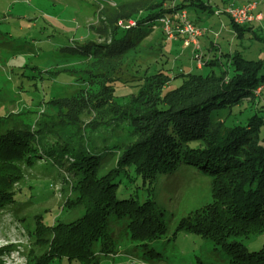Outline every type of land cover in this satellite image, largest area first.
I'll return each mask as SVG.
<instances>
[{"label":"trees","instance_id":"trees-1","mask_svg":"<svg viewBox=\"0 0 264 264\" xmlns=\"http://www.w3.org/2000/svg\"><path fill=\"white\" fill-rule=\"evenodd\" d=\"M168 1L172 0H138L120 5L122 8L114 9L110 26L100 30L105 36L114 28L108 45L86 43L74 46L72 52L90 59L83 61L85 64L116 63L154 32L162 16L187 7L214 13L203 0H183L173 9L164 7ZM139 6L145 7L146 16L135 27L118 33L120 29L113 24L130 18ZM103 15L107 20L104 11ZM230 23L237 37L253 34L252 28H246L249 25L241 27L231 19ZM221 57L205 62L211 68L209 73L176 77L183 79L178 88L167 89L173 78L163 66L159 72H148L140 78L143 84L136 95L123 101L112 94L113 112H122L130 121L134 133L126 132V136H133L135 141L123 150L116 167L104 175H99L103 152L114 154L115 150L104 147L98 152L85 136L82 118L99 103L81 98L84 89L72 97L49 101L50 114L33 126L9 123V117H0V213L19 207L20 194L13 188L23 179L25 168H33L40 160H49L53 167L66 172L65 182L70 181L74 199H68L63 211L69 215L77 212L75 219L63 222L62 216L53 225L45 222L46 216L35 217L33 243L40 247L41 254L29 264H58L63 260L99 264L98 255H117L120 245L116 225L128 243L149 246L169 230L163 218L165 212L156 199L158 178L183 165L195 167L211 178L212 202L180 219L176 232L209 240L225 253V264H264V242L259 250L250 247L264 236V118L255 115L245 125L228 124L231 116L237 115L235 108L246 100L258 102L259 89L264 87V61L228 54V61L222 65ZM217 67H222L219 73ZM83 73L94 77L90 70ZM70 76L74 78L75 74ZM98 81H105L107 92H115L114 78L98 76ZM152 86L159 87L157 95H149ZM133 103L142 106L136 113L131 112ZM104 105L95 111L104 113ZM118 178L139 179L140 184L142 181L144 199L120 196ZM252 237L256 240L247 244L235 240ZM4 252L1 249L0 256Z\"/></svg>","mask_w":264,"mask_h":264},{"label":"rangeland","instance_id":"rangeland-1","mask_svg":"<svg viewBox=\"0 0 264 264\" xmlns=\"http://www.w3.org/2000/svg\"><path fill=\"white\" fill-rule=\"evenodd\" d=\"M119 1L115 0L117 4ZM206 1L213 3L214 0ZM106 2L0 0V117H9V123L24 122L33 126L50 114L47 110L49 101L72 97L79 89H84L79 94L81 98L95 101L99 103L98 106L105 104L104 113L95 111L98 106L93 104L94 111L89 110L88 114H84L82 127L85 136L97 146L98 152L104 147L111 148L110 151L115 150L114 154L103 152L104 161L101 162L99 175L114 169L123 150L135 141L133 136H126V132L134 133L130 121L123 117L122 112H113L112 94L121 97L123 101L136 95L143 84L140 78L148 72H159L163 66L169 77L173 78L167 87L172 90L182 84L181 77L175 79L182 74L209 73L211 68L205 62L220 58L221 54L222 65L228 61V54H239L251 61H264V21L251 24L253 34L237 37L233 34L231 23L227 31L217 16L207 14L202 8L195 10V7H189L185 9L189 19L203 32L198 52L195 53L192 47H184L180 38L168 41L162 28H159L135 46L131 53L123 54L119 62L110 64L91 61L85 64L83 61L90 59L79 58V53L72 52V49L86 43H110L112 34L109 33L114 28L109 29L105 36L100 30L107 27V24L110 26L114 9L122 7H112ZM248 2L256 3L258 8L253 14L259 13L264 19V0H230L236 6ZM100 3L107 7L101 9ZM142 7L139 6L130 18L118 19L113 24L120 29L118 33L123 30L119 27L121 21L126 26L129 20L138 21L146 16L145 7ZM103 11L108 16L107 20ZM199 60L201 68L198 67ZM221 68H215L216 73ZM84 70L92 71L94 77H88L91 75L84 74ZM70 74H75L74 78ZM104 75L114 78V93L104 90L105 81H98V76ZM159 91V87H153L149 95H157ZM260 93L256 104L246 100L243 105L235 108L237 115L231 116L228 124L245 125L255 115L264 118V87ZM139 105L133 103L131 112L136 113L138 108H142ZM76 107L84 109L81 105ZM111 113H115V116H111ZM93 119L95 122H92ZM104 122L105 126L102 125ZM261 137L264 138V126ZM66 178V172L53 167L49 160H40L33 168H25L23 179L13 188L20 194L19 207L0 213V250H5L3 256H0V264H29L35 256L41 254L40 247L33 243L35 217L46 216L45 222L50 225L62 216L63 222L77 217V212L69 215L63 211L68 199H74L70 181L65 182ZM117 181L120 182V196L144 199L142 181L141 184L139 179L130 181L118 178ZM211 191V178L189 165L160 176L156 184V199L165 212L163 218L169 228L167 234L147 247H136L128 243L124 235L121 236L123 231L116 225V237H119L120 245L117 255H98L99 264H225L227 256L209 240L186 232H176L180 219L212 202ZM235 240L247 244L254 242L256 237ZM263 242L264 236L259 237L250 245L251 250H259ZM58 264L73 263L63 260Z\"/></svg>","mask_w":264,"mask_h":264},{"label":"built area","instance_id":"built-area-1","mask_svg":"<svg viewBox=\"0 0 264 264\" xmlns=\"http://www.w3.org/2000/svg\"><path fill=\"white\" fill-rule=\"evenodd\" d=\"M99 3V0H95ZM109 6L116 7L115 2L112 0H107L106 2ZM174 3V2H173ZM101 9L104 8V4H101ZM175 3L167 6V9H173ZM256 3H249L242 6L230 5L223 10H219L217 15L225 14L238 26H247L251 25L253 22H261L263 20L262 16L254 15ZM159 26L155 27L154 30L162 28L163 33L166 35L167 40L171 41L177 38H180L183 41L184 47L190 48L198 52L200 50V38L203 35V32L200 28L196 27L193 22L189 19L188 13L186 10H179L166 14L158 20ZM124 22L119 23V27L123 30L128 28H133L137 25V21L129 20L124 25ZM198 67L201 68V61L199 60ZM260 91V89H259ZM258 91V93H259Z\"/></svg>","mask_w":264,"mask_h":264},{"label":"crops","instance_id":"crops-1","mask_svg":"<svg viewBox=\"0 0 264 264\" xmlns=\"http://www.w3.org/2000/svg\"><path fill=\"white\" fill-rule=\"evenodd\" d=\"M112 1H114L115 2V0H112ZM121 1V0H120ZM120 1H119V4H117L116 2H115V4H116V6H119V5H125V4H130V3H132V2H134L135 0H123L122 2L123 3H120ZM126 1V2H125ZM138 1V0H137ZM182 1L183 0H172V1H168L167 3H165V8L167 7V6H169V5H172V4H174L175 3V5H179L180 3H182ZM206 0H203V2H205ZM174 2V3H173ZM212 2V1H211ZM209 3L208 1H206L205 3H206V5L207 6H209L213 11H214V13H209V12H207V14H209V15H215V17L217 16L218 17V20H219V22L220 23H222L223 24V26H226V29H227V31H229L228 29L230 28L229 27V24H230V18H229V16H227V15H225V14H220V15H217V12L219 11V10H223V9H225L226 7H228V6H230V5H233V4H231L230 3V0H214L213 1V3ZM248 3H250V2H248ZM248 3H243L242 5H246V4H248ZM186 4L188 5V4H190V2H186ZM242 5H240V6H242ZM234 6H236V5H234ZM236 7H238V6H236ZM187 8H189V7H187ZM194 8V7H193ZM258 8V7H257ZM256 8V9H257ZM195 10H198L199 8H194ZM255 9V10H256ZM97 10H98V6H97ZM199 14H201V13H199ZM257 15H260V16H262L261 14H257ZM220 16H222V17H220ZM225 16H227L228 18H226ZM262 18H263V16H262ZM229 21V22H228ZM262 21H264V19L262 20ZM261 21V22H262ZM250 27H252V25L250 26H248V27H246V28H250ZM228 34L229 33H232V32H227ZM234 34V33H233ZM235 35V34H234ZM209 48H210V46H209ZM212 48V47H211ZM210 48V49H211ZM214 49L215 50H217V48H215L214 47Z\"/></svg>","mask_w":264,"mask_h":264}]
</instances>
